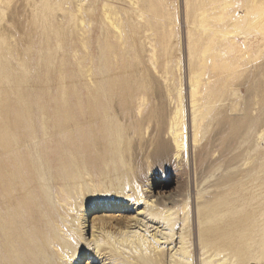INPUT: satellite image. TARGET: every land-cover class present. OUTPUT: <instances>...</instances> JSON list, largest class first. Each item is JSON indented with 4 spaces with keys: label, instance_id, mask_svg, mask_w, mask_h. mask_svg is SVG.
I'll use <instances>...</instances> for the list:
<instances>
[{
    "label": "rangeland",
    "instance_id": "1",
    "mask_svg": "<svg viewBox=\"0 0 264 264\" xmlns=\"http://www.w3.org/2000/svg\"><path fill=\"white\" fill-rule=\"evenodd\" d=\"M263 9L264 0H0V214H59L65 240L72 239V223L79 230L85 220L88 229L93 220L109 215L141 219L130 235L145 234L143 242L157 230L169 233L168 225L151 221L150 214L162 215L165 209L151 213L144 209L146 200L120 198L123 210L83 215L68 204L79 198L60 199L46 160L53 145L52 119L67 130L64 141L80 126L92 129L96 136L86 133V146L125 152L132 158L130 182L138 195L141 187L149 194L154 176L168 186L174 179L171 169L156 164L155 151L159 133L171 137L170 123L179 111L181 146L173 141L171 147L180 170V196L169 213L176 211L178 232L186 242L181 263L192 264L195 247L197 264H205L198 220L207 197L216 212L213 222L231 229L240 224L242 232L241 244L212 262L220 264L223 257L227 264H264V21L256 20L247 33L221 34ZM204 13L212 17L208 31L200 26ZM209 42L218 57L202 60L200 51ZM192 83L198 89L194 97ZM83 99L87 104L79 112ZM70 101L76 110L65 107ZM16 120L26 126H15ZM4 133L22 137L23 150L16 157L2 153ZM20 157L36 169L35 177L21 172ZM123 159L118 160L121 165ZM5 164L16 169L5 171ZM106 193L104 188L95 194ZM179 240L152 241L168 249L170 262V254L181 249ZM115 245L135 251L117 241ZM152 245L145 242L143 253L153 255ZM94 246L76 257L67 254L63 261L121 264L102 254L93 258Z\"/></svg>",
    "mask_w": 264,
    "mask_h": 264
},
{
    "label": "bare ground",
    "instance_id": "2",
    "mask_svg": "<svg viewBox=\"0 0 264 264\" xmlns=\"http://www.w3.org/2000/svg\"><path fill=\"white\" fill-rule=\"evenodd\" d=\"M202 16L205 19L201 21L200 26H202L205 31H208L212 28L209 24L212 17L206 16L205 13ZM256 20L258 22L264 21V9L256 16L247 18L244 22H233L227 29L223 30L221 34L226 37L232 32H234L233 34L247 33L251 30V27L256 25ZM214 31L217 32L219 29ZM212 43L215 42L212 41ZM213 48L214 44L212 46L210 42L203 47L202 51H200V53H202L201 55L204 57L202 60L206 59L208 56L214 58L219 54L216 50H213ZM199 77L200 75L198 74L195 83L199 81ZM195 83H192V97L198 93ZM84 104H87L85 99L77 105V110L79 112L84 111ZM65 107L69 110H76L75 104L71 101L67 102ZM180 119L181 112L177 111L170 123L171 137L165 138L159 133L158 148L155 151L156 164L163 170L171 169V171L174 172V179H172L170 186H168L165 181H160L154 176L149 186V188H151V193L149 194H147L142 187L141 189L139 187L140 194L138 195L134 185L130 182L129 166L130 163L132 164V158L130 159L125 152L101 150V148H94L91 145L86 146L88 143L84 135L89 133V137L95 138L96 136V132L92 129L89 130L80 126L75 133L69 136L70 138H68V141H64L63 137H67V130L57 128L59 122L52 119L49 132L53 145L46 160V164L51 172V176L49 177L50 183L52 185L54 184L58 189L60 199L68 202L69 200L71 201V199L77 200L79 198L80 200H77L78 202H70L68 204H72L75 209L82 212L83 215L89 210L91 213L100 210L112 211L116 208V210H123L124 207L120 206V198L122 200L130 198V202L136 201V203L146 200L144 209L147 211L150 210L151 213L165 209L162 215L150 214L152 216L151 221L154 223H165L170 227V232L162 233L161 229L157 230L153 233L152 240L156 243H161V239L164 238L165 241L163 242L172 244L174 241L176 243V240L180 237L179 242L181 244V249L179 251V248L176 249L173 244V249L175 248L176 251L172 254L171 252L173 249H171L170 262L167 260L169 255L168 249L167 251L164 250L165 248L159 249L160 245H155V242L148 238L143 242L142 240L145 234L130 235V228L141 222V219L139 220L137 217L131 219L129 217L117 215L100 216L96 220H93L91 228H89L88 225V229H85L87 225H85L86 222L84 220V222L80 223L82 226L79 230V225L72 223V230L70 231L72 239L65 240L63 235L66 234V231H64V234L60 232L64 230V224L59 214H44L45 216L42 214H0V245L2 246L0 250V264H69L63 261V258L68 256L67 254L72 253L71 256L76 257L81 249L91 248V243L95 245L93 248L95 254L92 252L94 254L93 258L97 255V257H99L102 254V258L104 257V260H109V262L119 261L121 264H182L181 260L183 259H181L180 256L183 255L181 251L185 248L184 245L186 242L183 236L181 234L179 235L178 232L177 217L173 216L176 211L174 210L169 213V210L179 201L178 197L180 196V194H176L180 185L177 172L180 170L176 166L178 161L177 163L175 162L173 147H171L173 141L176 143V147L181 146L177 138L179 131L183 128ZM13 124L20 128L26 126L17 120L14 121ZM69 129H73L72 126H70ZM98 130L101 129L99 128ZM21 138L22 137L18 135V133L14 136H12L11 133H4L1 138L2 153L8 157H16L19 151L22 152V147L20 146ZM195 140H197V138H194V141ZM124 157L125 159H123ZM120 158L123 159V165L118 161ZM20 161L21 165L19 167H21V172L30 177H35L36 169L31 167L30 162L28 160L25 162L24 158L21 157ZM133 164H136V160L133 161ZM44 168V166L41 167L42 170ZM12 169L15 170L16 166L5 164V171ZM37 171H39V169H37ZM148 180L150 181V178ZM72 182H74V184L71 185L70 183ZM143 185H147V183L144 181ZM104 188L107 191L105 196L95 194L97 190L98 192H103ZM129 192H131V194H129ZM28 195L31 200L35 198L31 192H28ZM110 196L112 197L111 200L109 198ZM114 196H117V198L115 199ZM150 197H154L150 204L151 206L147 204ZM199 214L200 245L203 248L200 256L204 257L206 255V257L202 259V261H205V264H215L211 260L212 257L224 255V251H234L235 248L241 244L238 239L242 233L240 224H237L231 229L227 228L223 222H213L216 212L214 213V211H212L210 199L207 197H205L202 203ZM133 220H135V223H133ZM192 228L195 230L193 215ZM155 229H157V227ZM115 230H118V235H114V233H116ZM87 231L88 235L91 231V236L86 235ZM97 232H101L103 236L102 239L98 238ZM116 241L124 246H130V248H133L135 251L130 253L126 252L124 249L117 248L115 245ZM145 242L153 244V255H151V253H143V249L141 248ZM54 247L58 248L55 250ZM137 248L140 250L138 251ZM136 252L139 253L136 254ZM235 257L236 260L240 258V256L237 257V255ZM207 258L210 259L206 260ZM220 258V260H222L220 264L228 263V258ZM232 258H234V256H232L231 259ZM198 260L197 250L194 247V255L192 253L190 262H192V264H197Z\"/></svg>",
    "mask_w": 264,
    "mask_h": 264
}]
</instances>
